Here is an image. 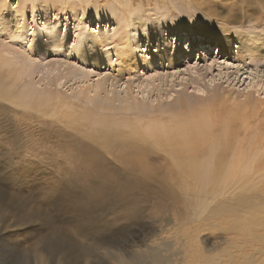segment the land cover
I'll return each instance as SVG.
<instances>
[{
    "label": "rangeland",
    "instance_id": "1",
    "mask_svg": "<svg viewBox=\"0 0 264 264\" xmlns=\"http://www.w3.org/2000/svg\"><path fill=\"white\" fill-rule=\"evenodd\" d=\"M133 1L139 9L123 17L6 0L0 50L31 67L26 81L56 89L78 110L105 96L116 107L134 99L151 110L176 109L182 97L188 107L218 108L231 121L217 122L212 135L226 124L233 140L263 136L264 56L240 59L237 47L218 48L206 15L213 23L253 26L264 21V0H191L200 11L183 14L174 0ZM22 22L25 31L15 32ZM117 49L129 50L133 63ZM99 82V94L81 95ZM1 101L0 264H153L149 247L163 264H264V189L253 204L204 213L203 203L222 196L183 173L172 154L148 143L155 153L142 169L119 159L118 143L91 135L90 122L72 121L61 109L39 118ZM230 113L257 121L233 122ZM98 164L121 184H105ZM186 242L195 248L188 252Z\"/></svg>",
    "mask_w": 264,
    "mask_h": 264
},
{
    "label": "bare ground",
    "instance_id": "2",
    "mask_svg": "<svg viewBox=\"0 0 264 264\" xmlns=\"http://www.w3.org/2000/svg\"><path fill=\"white\" fill-rule=\"evenodd\" d=\"M5 1L0 0L1 9L5 7ZM24 1L29 4L43 2L50 8L57 3L58 7L63 6L64 10L82 12L83 15L88 11H93L97 16L116 12L125 17L130 15L131 11L139 9L138 7L133 10V0H108V4H102L103 0H90L88 3H82V0ZM172 4L181 12L180 14L184 13L182 11L184 9L200 11L199 7L191 0H174ZM141 11L143 12V10ZM16 12L21 17L25 15L23 7H18ZM206 18L209 23H212L214 32L218 31V48L225 47L227 51H233L237 47L236 53L237 55L241 54L240 59H243L242 56H248L252 60L255 54L264 56V21L261 19L256 20L253 26H232L226 22L220 23V21L213 23V21H209L208 15ZM231 20L234 21L233 18L228 19V21ZM243 23L244 21H242ZM25 26V23L22 22L14 31H25ZM101 37L106 38V35L102 34ZM98 40L100 39L96 38L93 41ZM100 53L101 51H98L94 55L98 56ZM116 53H124L123 55L130 58V62L133 63L134 55L129 50L124 52L117 49ZM164 55L170 58L173 54L165 51ZM118 56L120 57V55ZM103 58L104 55L100 57V59ZM121 60L127 61L126 59ZM136 63H139L138 60ZM30 68L26 63L16 61V58L9 52L0 50V100L10 103L16 108H22L28 112L27 115L39 118L54 116L61 109L71 117L72 121L90 122L96 126L91 135L109 144L112 141L114 144L118 143L120 146L119 159L129 164L136 163L142 169L151 167L148 161L155 151L149 149L150 144L156 149L172 154L175 164L183 173L197 180L201 187L218 189V196H222L218 202L211 206L208 203H203L204 213H206L205 210H208L215 215H224L230 211V206L234 203L238 205L253 204L251 198L258 194L261 195L260 189H264V135L252 134V138L246 136V141H242L243 138L239 140L236 136L234 141L230 138L229 126L227 127L226 124L222 125V133H219V136L212 135L214 127L216 128L218 125L217 122H231L228 121L227 116H221L218 108H191L186 105L182 97L179 98L176 109L162 107L151 110L134 99L127 101L123 107H116L115 98L105 96L100 99L101 101L96 100L97 102L89 99L93 106L78 110L77 105L70 104V101L62 98L56 89L37 88L31 82L26 81L25 77H28ZM91 89L86 87L81 91V95L87 99L91 91L99 94L103 87L99 82ZM56 109L57 111H55ZM230 119L233 122L244 123L257 121L245 113H230ZM98 167L100 172L105 173L103 174L105 184L113 186L121 184L119 181H113L112 176L106 173L110 170L109 166H103L104 170L99 164ZM213 197L214 200L217 196L213 195ZM173 244L175 245L176 242ZM185 245L188 252L195 248L188 242ZM148 254L150 262L163 264L165 258L161 253L149 247ZM189 258L186 257V261ZM117 259L120 262L124 261L123 255L117 256ZM188 264H192V262Z\"/></svg>",
    "mask_w": 264,
    "mask_h": 264
},
{
    "label": "snow or ice",
    "instance_id": "3",
    "mask_svg": "<svg viewBox=\"0 0 264 264\" xmlns=\"http://www.w3.org/2000/svg\"><path fill=\"white\" fill-rule=\"evenodd\" d=\"M90 2V0H82V3H88ZM90 220V217L87 216V214H85V217L83 219V223H88Z\"/></svg>",
    "mask_w": 264,
    "mask_h": 264
}]
</instances>
